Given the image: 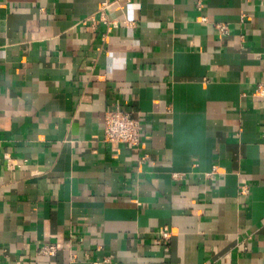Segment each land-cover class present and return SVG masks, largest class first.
I'll return each mask as SVG.
<instances>
[{
  "label": "crops",
  "instance_id": "crops-1",
  "mask_svg": "<svg viewBox=\"0 0 264 264\" xmlns=\"http://www.w3.org/2000/svg\"><path fill=\"white\" fill-rule=\"evenodd\" d=\"M201 2L0 0V264H264V0Z\"/></svg>",
  "mask_w": 264,
  "mask_h": 264
},
{
  "label": "built area",
  "instance_id": "built-area-1",
  "mask_svg": "<svg viewBox=\"0 0 264 264\" xmlns=\"http://www.w3.org/2000/svg\"><path fill=\"white\" fill-rule=\"evenodd\" d=\"M199 6H202L199 0ZM204 20L207 18L204 17ZM219 29L224 33H228V26L220 23ZM252 95L254 97L264 98V80L258 81L254 88ZM143 124L140 115L133 111L121 108L110 109L106 112L104 120V138L111 143H128L131 145H139L142 139ZM247 192L248 189L244 186L241 190ZM171 236V231L165 228L161 232V239L167 240ZM61 249L58 243H47L39 248L38 253L45 255H56Z\"/></svg>",
  "mask_w": 264,
  "mask_h": 264
}]
</instances>
